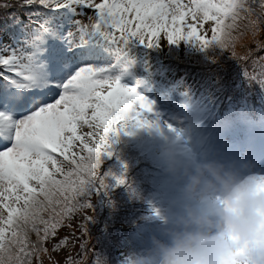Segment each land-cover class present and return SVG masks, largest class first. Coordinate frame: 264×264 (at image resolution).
I'll list each match as a JSON object with an SVG mask.
<instances>
[{
  "label": "snow or ice",
  "instance_id": "snow-or-ice-1",
  "mask_svg": "<svg viewBox=\"0 0 264 264\" xmlns=\"http://www.w3.org/2000/svg\"><path fill=\"white\" fill-rule=\"evenodd\" d=\"M205 24L210 37L199 34ZM161 33L168 45L230 53L264 90V56L252 60L259 76L241 63L264 50V0H0V264H40L65 220L125 186L123 174L97 170L129 113L151 111L121 73L133 48L158 49Z\"/></svg>",
  "mask_w": 264,
  "mask_h": 264
},
{
  "label": "rangeland",
  "instance_id": "rangeland-1",
  "mask_svg": "<svg viewBox=\"0 0 264 264\" xmlns=\"http://www.w3.org/2000/svg\"><path fill=\"white\" fill-rule=\"evenodd\" d=\"M85 11L86 14H91L90 10ZM82 19L87 22L86 16ZM205 32L209 37L211 36L210 24H205L204 29L199 34L204 35ZM261 39H264V35L261 36ZM159 46L158 49L151 50L137 47L135 55L141 57L138 60L140 62L138 63L135 58L136 62L133 63L134 56H129L122 70L120 82L124 86L134 88L138 95L139 87L144 89L151 87L153 96L151 98L144 97L150 104L151 111L141 112L140 116L136 117V110L134 109L129 113L131 119L123 124V132L130 131L139 135H147L151 139L153 147L160 149V151L166 146L173 145L179 134L184 137V140L190 139L194 135L195 127L192 123V117L196 113L195 110H192L193 104H186L184 100H203L202 105L210 103L215 106L216 99L223 103H227L224 101H232V98L236 97L235 91H238L237 94L246 95L256 94L258 90L264 93L256 81H253L251 85L247 83L241 67L228 58L230 53L219 55L218 52L210 50L201 52L183 42L179 45H168L163 33L160 35ZM251 47L254 48V45ZM245 52L246 49L243 47L238 46L236 48L237 55L243 56ZM260 56H264V50L256 52L248 61L241 62L249 73L256 76H259L261 70L257 68L254 71L251 65L252 60L258 59ZM211 57H216L215 62L212 61ZM171 85L173 89L170 88ZM233 103H238L240 108L252 110L249 104L242 100L240 102L233 100L227 104L233 106ZM135 119L146 120L150 126H137ZM89 131L88 127H81L79 134L83 135ZM178 132L179 134H177ZM232 136L234 137L230 138L234 139L236 143L227 148L224 147L220 153L225 157L234 156L239 152L235 151L236 145L239 146L243 143L255 145L254 156L257 157L256 160L251 161L248 157L249 159L244 158L239 162H251L253 166L259 164L257 166L258 172L252 175L264 177V158L262 160L258 158L261 157L259 153L264 148V141L255 140L251 136L249 128L239 129ZM78 144L79 142L73 151H77ZM208 157L210 156L202 154L190 158L200 162ZM144 165L145 160L139 155L123 176L126 182L125 186L111 188L107 196L103 193L97 197L93 195L90 201L93 204V209H83L87 217L93 216V219L88 223L86 236L80 230V225L83 224V221L85 222V218L83 219L81 213L78 212L74 218L78 221L75 229L71 223H69V227L62 225L55 236L45 243L48 255L40 258V264H66L70 256L72 261H81L82 264H94L98 257L104 261V264H135L137 261L146 259L147 250L151 247L150 238L152 236L160 238L158 232L160 224L146 223L151 214L145 217L140 214L141 212L132 213L130 209H133L137 203L144 205L145 201L150 202L154 198L149 193L151 187L161 186L163 182L159 177L155 182L150 180V174L142 170ZM101 167L97 170V176L103 175L101 174ZM106 169H110L108 164L104 167V171ZM110 179L111 177H108L106 182L109 180L111 185ZM150 181L152 184L149 187ZM168 187L170 195L167 200L170 201L176 198L172 193H175L178 185L171 179ZM155 192L159 193L160 191L155 190ZM171 197L173 198L171 199ZM108 199H111L110 203H108ZM109 204L111 205L109 206ZM157 207L167 208V205L160 201ZM151 211L153 212V209ZM161 214L167 215L164 212ZM140 219L142 220L141 225L137 224ZM127 225L134 227L127 231L125 230ZM145 227L147 228L144 235L134 234L135 231L139 232ZM81 232L83 233L81 234ZM61 241H65V243L58 250L53 251V246L60 244ZM70 241L75 245H72ZM78 242H80V246L84 244L85 247L83 250L79 249L80 253L78 252L79 254L76 255L74 252L79 245ZM121 251L126 254L121 253ZM33 264H38V262L34 259Z\"/></svg>",
  "mask_w": 264,
  "mask_h": 264
},
{
  "label": "clouds",
  "instance_id": "clouds-1",
  "mask_svg": "<svg viewBox=\"0 0 264 264\" xmlns=\"http://www.w3.org/2000/svg\"><path fill=\"white\" fill-rule=\"evenodd\" d=\"M161 156L177 196L167 218L156 210L160 238L135 264H264V177L242 178L253 165L218 151L200 162L170 147Z\"/></svg>",
  "mask_w": 264,
  "mask_h": 264
},
{
  "label": "trees",
  "instance_id": "trees-1",
  "mask_svg": "<svg viewBox=\"0 0 264 264\" xmlns=\"http://www.w3.org/2000/svg\"><path fill=\"white\" fill-rule=\"evenodd\" d=\"M25 19H27L26 15L24 16ZM2 71V68L0 70V72ZM3 72V71H2ZM238 91H235V95L236 97H233V100H236V102H240L241 100L244 101L245 103L249 104L250 109H246V108H240L238 106V103L235 104L233 103V106H231L230 104L227 103H231L233 102V100L231 101H224L227 103H223L221 101H219L218 99H216L215 101V106L213 107L212 105L209 104V107L212 108V117L210 118V120H208V126H210V128L212 130L215 131L217 129H220L224 126H235L238 122H241L242 124H248L253 130H258V129H264V98H263V92L258 90V92L256 94H251V95H246V94H241L238 93ZM207 111V110H206ZM214 112V113H213ZM206 116H208L207 113H204ZM210 117V116H209ZM147 146V145H146ZM136 147V149H135ZM131 150L136 151L138 154H140L142 156V152L145 150V145L141 144V143H136L134 145L130 146ZM111 152V151H110ZM132 153H126L125 155H118L116 156V158H112L111 160H114L113 163L109 162L108 165L111 169H106L105 171H103V173H107V172H112L113 174L120 176L121 174H123V176L125 175V172L131 167L132 162H133V156H131ZM146 156V160H147V155ZM104 165H106L105 161H103ZM158 165L163 166L161 164V161L158 162ZM145 168V166H144ZM142 168L143 171H145V169ZM147 171V170H146ZM101 172V174H103ZM149 173V172H148ZM150 174V173H149ZM151 180V178H150ZM112 184H114V181H112ZM152 182L150 181L149 187L151 186ZM116 188V187H114ZM100 196V195H99ZM111 199H108V203H110ZM137 203L135 205V207L133 209H130V211L134 214H143L146 217V214L149 213L148 216H150V209L152 208L153 204H157V202H149L147 204V201L144 202V205ZM111 204H109L110 206ZM139 206V207H138ZM148 207V208H147ZM144 208L146 210H144ZM78 212L81 213V217L86 218V212H83V210L77 211L75 212L71 218H70V222L69 219L65 220L64 224L65 226L69 227V223L72 224L73 229H75L78 221H76V216L78 215ZM150 219L146 222H156L157 219L156 217L153 216L149 217ZM142 219V218H141ZM139 220L137 222V224L141 225L142 224V220ZM83 223H85L83 221ZM134 226L131 225H127L125 230H132L131 228H133ZM147 227H145V229L137 232L135 231L134 234L140 236V234H143L145 232ZM88 229V228H87ZM80 230H82L80 228ZM83 232H81L82 234ZM74 236V234H73ZM84 236H86V233L84 234ZM79 237H83V236H79ZM82 241V240H80ZM71 244L75 245V243H72V241H70ZM79 245H77L76 251L74 252V254H79V249H81L80 246V242H78ZM79 252V253H78ZM124 251H121V253H123ZM77 257V256H76ZM71 258V256H70Z\"/></svg>",
  "mask_w": 264,
  "mask_h": 264
},
{
  "label": "bare ground",
  "instance_id": "bare-ground-1",
  "mask_svg": "<svg viewBox=\"0 0 264 264\" xmlns=\"http://www.w3.org/2000/svg\"><path fill=\"white\" fill-rule=\"evenodd\" d=\"M238 145H236V150L235 151H239L237 152L234 156H229L227 157L229 160H233L239 163V161L241 159H244L245 157H250V159H252L253 161L255 160V156H254V150L252 149V147L248 146L247 144L243 143L240 144L238 147ZM196 151L198 152V150L196 149ZM243 177V175H242Z\"/></svg>",
  "mask_w": 264,
  "mask_h": 264
}]
</instances>
